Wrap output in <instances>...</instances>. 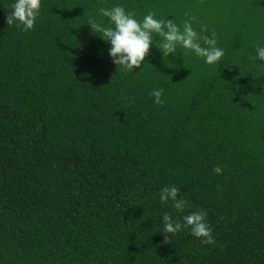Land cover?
Instances as JSON below:
<instances>
[{"label":"trees","instance_id":"obj_1","mask_svg":"<svg viewBox=\"0 0 264 264\" xmlns=\"http://www.w3.org/2000/svg\"><path fill=\"white\" fill-rule=\"evenodd\" d=\"M12 2L0 0V264H264V0H42L29 31L6 23ZM116 4L195 18L224 56L152 46L124 73L87 25ZM171 185L181 211L159 200ZM197 210L213 244L190 228L166 239L165 212Z\"/></svg>","mask_w":264,"mask_h":264},{"label":"clouds","instance_id":"obj_2","mask_svg":"<svg viewBox=\"0 0 264 264\" xmlns=\"http://www.w3.org/2000/svg\"><path fill=\"white\" fill-rule=\"evenodd\" d=\"M41 4L42 0H13L6 23L22 27L23 31L32 30L39 16ZM97 15L107 18V23L90 17L87 25L94 34L107 43V54L111 62L116 67L119 66L124 73L139 68L152 46L159 50L162 57L173 56L177 48L184 49L185 55L191 53L203 58L207 65L216 64L224 56V50L217 46L214 32L210 36H204L193 28L192 22L195 18L190 17L178 25L172 19L157 18L153 12H148L142 19H137L134 12L126 11L119 4L111 8L98 7ZM154 36L160 38L158 43ZM255 52V59L264 61V46H258ZM162 94L163 89H153L149 93L153 97V103L157 105L163 103ZM213 171L219 174L221 169L215 167ZM179 192L180 189L174 185L162 187L159 190V200L162 204L171 201V206L181 211L186 201L177 198ZM206 216L207 213L203 210L193 211L184 216L183 223H180L165 212L161 217L162 232L166 234L167 239L168 234L190 228L192 236L200 239L202 244L211 245L214 240Z\"/></svg>","mask_w":264,"mask_h":264}]
</instances>
